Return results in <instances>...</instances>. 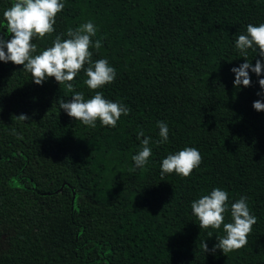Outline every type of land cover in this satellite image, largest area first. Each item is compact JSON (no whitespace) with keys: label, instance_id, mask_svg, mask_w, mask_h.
I'll return each mask as SVG.
<instances>
[{"label":"trees","instance_id":"trees-1","mask_svg":"<svg viewBox=\"0 0 264 264\" xmlns=\"http://www.w3.org/2000/svg\"><path fill=\"white\" fill-rule=\"evenodd\" d=\"M61 2L55 31L32 40L37 54L92 21L102 47L89 49L91 59H107L117 75L90 90L82 69L74 88L86 100L101 91L131 112L114 128L86 126L59 109L73 95L64 84L37 85L22 65L0 61V264H264V111L252 106L261 77L249 70L252 86L236 88L231 71L244 63L236 38L264 23V0ZM12 3L0 0L6 40ZM247 58L254 65L259 56ZM157 121L169 127L159 145ZM141 129L152 156L132 172ZM184 147L199 150L200 166L162 177L163 158ZM215 187L227 191L229 209L246 196L257 217L247 245L227 256L204 252L223 226L201 229L191 210ZM224 215L231 222L230 210Z\"/></svg>","mask_w":264,"mask_h":264},{"label":"clouds","instance_id":"clouds-1","mask_svg":"<svg viewBox=\"0 0 264 264\" xmlns=\"http://www.w3.org/2000/svg\"><path fill=\"white\" fill-rule=\"evenodd\" d=\"M65 4L61 0H14L11 7L3 12L6 20L7 33L10 39L0 36V61H11L16 65H22L23 70L30 73L32 80L37 85H42L50 77H54L59 85L64 84L69 92H72L71 100H58L59 109H63L69 117L81 121L84 125L95 128L99 120L103 126L116 127L117 121L122 115L127 116L131 109L119 101H111L104 97L101 91H95L90 99H85L84 93L76 91L72 81L83 69L87 79L84 83L90 90H97L114 82L117 75L116 69L110 66L107 59L92 61L94 47L99 50L101 41L93 42L92 37L97 34V27L92 21L81 24L79 27L67 30V39H62L63 34H58L52 41V46L45 48L37 54V45L32 42L34 37L44 38L55 31L56 15L61 12ZM235 47L240 56L244 57V63L239 67H233L235 74L233 85L251 87L252 81L249 70L254 72L260 85V91L256 93L260 99L253 102L256 111H264V23L258 26L248 24L246 34H240L235 40ZM7 49V52L5 51ZM252 50L259 56L253 65L248 60V51ZM85 64L88 66L85 68ZM19 121H28L26 114L15 116ZM160 139L155 141L157 145L163 144L169 139V127L164 121H157ZM19 139L23 137L12 130ZM143 137V139H141ZM141 148L132 156L134 167L130 171L144 169L152 156V142L150 136H145L143 129L137 133ZM202 162V156L195 147L183 149L168 154L161 163L160 175L175 173L182 177H188ZM229 195L227 191L215 187L207 195L191 202L192 214L198 219L201 229H221L224 236H217V242L209 249L203 241L205 253L220 249L227 256L229 252L239 250L248 243V234L252 226L257 223V217L251 214L248 198L241 196L229 209ZM230 210L231 222L225 223V213ZM211 236V233H209Z\"/></svg>","mask_w":264,"mask_h":264}]
</instances>
